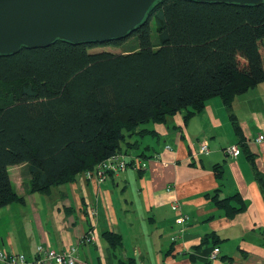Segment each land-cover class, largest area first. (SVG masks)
Listing matches in <instances>:
<instances>
[{
	"label": "trees",
	"instance_id": "trees-1",
	"mask_svg": "<svg viewBox=\"0 0 264 264\" xmlns=\"http://www.w3.org/2000/svg\"><path fill=\"white\" fill-rule=\"evenodd\" d=\"M131 37L138 46L127 53L90 52ZM263 82L264 3L160 0L124 38L57 40L0 55V208L25 202L10 166L27 165L31 191L50 194L115 153L134 155L124 145L135 146L127 135L139 126L202 111L214 97L231 108L237 95ZM104 235L112 246L121 242L117 232Z\"/></svg>",
	"mask_w": 264,
	"mask_h": 264
},
{
	"label": "crops",
	"instance_id": "crops-1",
	"mask_svg": "<svg viewBox=\"0 0 264 264\" xmlns=\"http://www.w3.org/2000/svg\"><path fill=\"white\" fill-rule=\"evenodd\" d=\"M261 134L264 82L237 95L231 108L214 97L202 111L185 109L128 134L135 146L124 150L148 158L142 171L128 168L103 182L79 174L44 194L31 191L27 165L10 166L25 202L0 208V249L33 260L39 245L59 252L76 246L77 264H264ZM232 144L241 146L238 157L225 152ZM181 214L189 217L184 225L177 224ZM109 231L120 234L117 246Z\"/></svg>",
	"mask_w": 264,
	"mask_h": 264
},
{
	"label": "water",
	"instance_id": "water-1",
	"mask_svg": "<svg viewBox=\"0 0 264 264\" xmlns=\"http://www.w3.org/2000/svg\"><path fill=\"white\" fill-rule=\"evenodd\" d=\"M160 0H0V55L57 40L104 43L128 36ZM261 5L264 0H192Z\"/></svg>",
	"mask_w": 264,
	"mask_h": 264
},
{
	"label": "built area",
	"instance_id": "built-area-1",
	"mask_svg": "<svg viewBox=\"0 0 264 264\" xmlns=\"http://www.w3.org/2000/svg\"><path fill=\"white\" fill-rule=\"evenodd\" d=\"M256 140L258 142H264V134L257 136ZM167 148L171 149L170 146H167ZM208 150V144L203 143L201 146V151L207 152ZM225 152L228 156L238 157L242 150L240 145L232 144L225 149ZM159 157L160 155L156 154L155 158ZM128 168L142 171L147 168V161L140 156L129 155L122 151L115 153L107 159L99 162L93 169L83 172L82 175L85 179L103 182L108 179L110 175H118L128 170ZM176 207L177 206H174V208ZM94 213L95 212L92 211V214ZM188 220L189 217L187 215L181 214L177 219V224L184 225ZM94 235L95 234L93 232H90L87 241H92V239H94ZM173 240H176V236L173 237ZM77 252L78 248L76 246H71L70 248L59 252L54 249L46 248L43 245H39L37 248V257L33 260H29L23 253L7 252L0 249V261H2L4 264H45L47 261L51 262L52 264H77ZM218 255L219 248L215 247L210 254V259L215 261L218 259Z\"/></svg>",
	"mask_w": 264,
	"mask_h": 264
},
{
	"label": "rangeland",
	"instance_id": "rangeland-1",
	"mask_svg": "<svg viewBox=\"0 0 264 264\" xmlns=\"http://www.w3.org/2000/svg\"><path fill=\"white\" fill-rule=\"evenodd\" d=\"M152 36H153V42L157 47L158 44V38H157V33L155 31L156 24L155 21H152ZM138 43L136 37H131L130 39L124 41L120 45H100V46H95L93 48H90V52H98V51H111L114 53H127L129 51L137 49ZM23 171H18L16 174V177L22 175ZM23 176V175H22Z\"/></svg>",
	"mask_w": 264,
	"mask_h": 264
}]
</instances>
